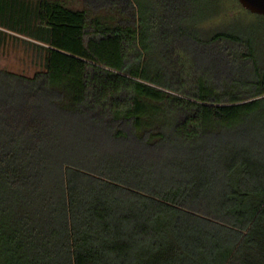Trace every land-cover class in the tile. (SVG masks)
Segmentation results:
<instances>
[{
	"label": "trees",
	"instance_id": "16d2710c",
	"mask_svg": "<svg viewBox=\"0 0 264 264\" xmlns=\"http://www.w3.org/2000/svg\"><path fill=\"white\" fill-rule=\"evenodd\" d=\"M223 7L0 0V264H264V24Z\"/></svg>",
	"mask_w": 264,
	"mask_h": 264
},
{
	"label": "rangeland",
	"instance_id": "374dc122",
	"mask_svg": "<svg viewBox=\"0 0 264 264\" xmlns=\"http://www.w3.org/2000/svg\"><path fill=\"white\" fill-rule=\"evenodd\" d=\"M80 0H76L79 3ZM234 1L224 0L223 11L215 17L206 22L208 27H217L218 25H226L227 22L232 21L233 18L242 16L246 22H253L264 24L261 19L249 10H245L242 4H235ZM0 66L7 67L11 70L32 73L37 65L35 63V55L32 49L28 48L23 42L14 39L13 37L7 38V41L0 50Z\"/></svg>",
	"mask_w": 264,
	"mask_h": 264
},
{
	"label": "water",
	"instance_id": "95a60500",
	"mask_svg": "<svg viewBox=\"0 0 264 264\" xmlns=\"http://www.w3.org/2000/svg\"><path fill=\"white\" fill-rule=\"evenodd\" d=\"M246 9L264 16V0H239Z\"/></svg>",
	"mask_w": 264,
	"mask_h": 264
}]
</instances>
